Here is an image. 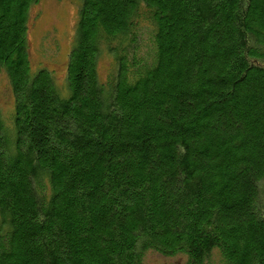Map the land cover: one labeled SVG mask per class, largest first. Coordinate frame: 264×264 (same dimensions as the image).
Returning a JSON list of instances; mask_svg holds the SVG:
<instances>
[{"label": "trees", "instance_id": "obj_1", "mask_svg": "<svg viewBox=\"0 0 264 264\" xmlns=\"http://www.w3.org/2000/svg\"><path fill=\"white\" fill-rule=\"evenodd\" d=\"M39 1L0 0V264H264V0H80L64 93Z\"/></svg>", "mask_w": 264, "mask_h": 264}, {"label": "rangeland", "instance_id": "obj_2", "mask_svg": "<svg viewBox=\"0 0 264 264\" xmlns=\"http://www.w3.org/2000/svg\"><path fill=\"white\" fill-rule=\"evenodd\" d=\"M80 0H40L31 8L29 47L33 68H48L54 73L59 90H66L68 55L72 48ZM99 58V77L106 81L111 71L112 56L104 51ZM14 103L11 85L0 72V109L9 123ZM185 257L165 256L156 251L146 253L145 264H185ZM206 264H222L221 255L214 251Z\"/></svg>", "mask_w": 264, "mask_h": 264}]
</instances>
